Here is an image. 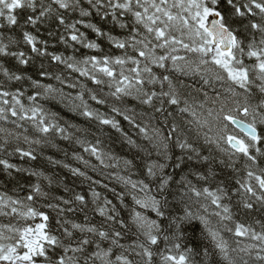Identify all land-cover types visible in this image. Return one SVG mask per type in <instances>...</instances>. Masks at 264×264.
<instances>
[{
    "label": "snow or ice",
    "instance_id": "1",
    "mask_svg": "<svg viewBox=\"0 0 264 264\" xmlns=\"http://www.w3.org/2000/svg\"><path fill=\"white\" fill-rule=\"evenodd\" d=\"M262 129L264 0H0V264H264Z\"/></svg>",
    "mask_w": 264,
    "mask_h": 264
},
{
    "label": "trees",
    "instance_id": "2",
    "mask_svg": "<svg viewBox=\"0 0 264 264\" xmlns=\"http://www.w3.org/2000/svg\"><path fill=\"white\" fill-rule=\"evenodd\" d=\"M20 17H21V22H22L25 17V14L21 13ZM93 22L97 23L99 26L103 27L105 30L111 29L114 31V33L119 34L120 30L113 29L110 23L102 22L99 20V18H95ZM81 30H85L83 29V26H81ZM39 35L41 39H47L49 41L50 51H57V52L64 51V45L57 43L54 38L48 37L46 27L41 28ZM89 36L90 38H95L94 34H92L90 30H89ZM99 42L102 44L105 50L108 49V44L106 41L101 40ZM53 45H55V47H53ZM80 54H91V50L81 49ZM7 63L10 67L16 66L14 61L9 60L7 61ZM20 70L25 72L28 75H33L35 77L36 73L39 70V62L30 64L27 67L20 66ZM45 82H48V81H45ZM216 87L219 88V85H216ZM208 90L211 94V89H208ZM46 107H49L52 111L59 113V116L61 117L62 122H67L68 124H75L81 127H89V123L86 121L84 117L80 116L77 112L70 111L67 107H64L62 104L52 102L46 105ZM4 126L9 127V128L13 127L11 124H6ZM105 131L107 132V129ZM262 132H264V129H262ZM112 135L115 137L116 134L112 133ZM54 142L59 145V148L58 149L57 148H45L43 150L42 155L38 153V158L35 161H29L26 158L22 160L19 156L11 157L10 160L11 162L16 163L17 165L21 167L43 171L45 174L49 176L58 177L59 180L65 181L69 186H76L78 190L87 191L88 183L86 181L82 182L81 178L73 177L67 169H64L60 166L53 165L49 163L47 159V157L51 156L53 159L64 160L65 162L71 163L73 166H76V161H74L71 158V153L73 150H79L78 146L69 141H62L58 137L55 139ZM22 146L26 147V145H22ZM113 150L116 151L120 155H126L128 151L126 146L123 150H121L119 143H116L115 145H113ZM65 151H67L69 154L67 158H65L64 156ZM35 179H36L35 177H30L27 173L15 174L14 178L11 180V183L8 185V187L12 188L17 183L22 184V185L32 184L35 182ZM4 180H5V177L2 174H0V182H3ZM110 186L116 187L117 191L120 190V186L116 185L114 182ZM55 187H57V185H54V188ZM99 190L103 194L108 195L109 198L114 199V197L112 196L110 192H106L102 188ZM0 222H6V221L0 220ZM190 235H192L191 232H190ZM195 235L198 236L199 232L197 231Z\"/></svg>",
    "mask_w": 264,
    "mask_h": 264
}]
</instances>
